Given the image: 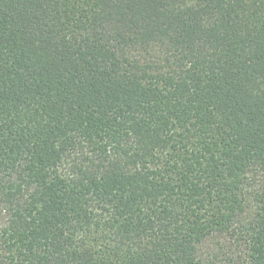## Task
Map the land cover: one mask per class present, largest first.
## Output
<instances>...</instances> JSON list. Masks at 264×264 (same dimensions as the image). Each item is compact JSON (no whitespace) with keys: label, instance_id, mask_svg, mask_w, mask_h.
Wrapping results in <instances>:
<instances>
[{"label":"trees","instance_id":"trees-1","mask_svg":"<svg viewBox=\"0 0 264 264\" xmlns=\"http://www.w3.org/2000/svg\"><path fill=\"white\" fill-rule=\"evenodd\" d=\"M0 264H264V0H0Z\"/></svg>","mask_w":264,"mask_h":264}]
</instances>
